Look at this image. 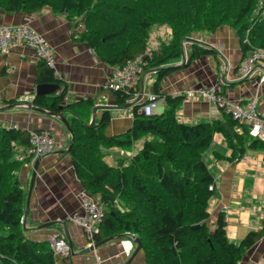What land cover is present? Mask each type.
Listing matches in <instances>:
<instances>
[{
    "label": "trees",
    "instance_id": "obj_1",
    "mask_svg": "<svg viewBox=\"0 0 264 264\" xmlns=\"http://www.w3.org/2000/svg\"><path fill=\"white\" fill-rule=\"evenodd\" d=\"M44 6L81 22L83 30L77 38L110 66L143 56L142 74L154 72L153 92L165 102L161 112L148 116L135 103L130 127L106 135L108 112L93 119L91 126L82 118L93 106L92 99L63 103L64 86L34 96L36 106L70 113L66 120L73 141L68 152L76 177L103 211L91 240L136 234L144 264H237L264 236V220L261 228L249 230L237 242L227 238L222 213L210 229L209 202L215 193L209 185L214 178L203 154L214 135L221 133L231 153L218 155L214 150V156L236 160L246 148L254 147L263 149L264 160V138L252 135L246 124L238 125L219 106L221 119L184 123L176 112L185 95L161 94L158 87L166 75L196 59H217L214 48L197 41L189 43L185 55L184 41L191 36L201 38L229 26L237 36L242 58L255 47L264 48V0H0L5 12L31 14ZM152 27L166 29V35L157 36V49L149 48ZM180 59V65L174 64ZM36 82L61 83L54 68L42 59H38ZM139 89L140 83L136 90L122 88L113 93L117 103L124 104ZM29 147V131L0 126V264H56L48 241L27 238L22 226L26 191L17 172L30 156L19 160L17 155ZM110 148L118 149L114 164L104 160Z\"/></svg>",
    "mask_w": 264,
    "mask_h": 264
},
{
    "label": "crops",
    "instance_id": "obj_2",
    "mask_svg": "<svg viewBox=\"0 0 264 264\" xmlns=\"http://www.w3.org/2000/svg\"><path fill=\"white\" fill-rule=\"evenodd\" d=\"M0 23L27 24L46 39L53 54L55 76L61 81L55 91L61 90L63 86L66 89L63 103L90 98L93 105L112 106L111 109H97L94 115L90 109L88 115L82 116L88 124L92 117L97 120L104 111L108 112L110 119L104 128L106 135L118 134L128 129L133 115L134 104L131 103L135 101L138 104L136 99L140 98L141 101L147 92L153 91L154 72L147 70L142 74L139 93L124 104H118L113 90L106 86L113 66L102 61L93 48L77 38L83 25L76 20H70L66 12L54 11L49 6L31 14L5 12L0 9ZM193 37L214 48L217 59L203 56L188 66L171 72L160 81L158 88L161 94L190 92L189 96L184 94L176 112L177 118L187 124L212 118L221 119L219 107L198 93L199 88L211 85L218 86L224 98L233 104H246L255 100L256 110L264 116V81L258 83L257 78L239 79L236 75L235 67L242 59V53L233 29L222 26L212 34L201 38ZM157 47L150 46L151 49ZM188 48L189 43L185 42V55ZM181 62L182 59L174 64L180 65ZM37 64L38 58L34 51L26 45L14 46L8 52L0 53V126L27 131L49 128L56 143L51 152L40 156L22 225L25 236L32 240L46 241L52 234L64 237L71 244V250L67 256L55 254L56 264H124L135 244L127 254L120 243L126 237L121 236L90 249L85 232L70 219L72 214L80 212L79 194L84 189L76 177L68 152L71 135L67 127L58 117L29 106H35L32 100L37 84ZM158 101L157 113L165 107L163 97L159 96ZM63 115L68 119L70 113ZM222 121L226 122L224 119ZM139 145L140 142L136 147ZM209 148L211 163L210 167L207 166L214 178L215 194L209 202L207 223L213 229L219 213H222L227 238L237 242L249 230H257L263 224V149L248 147L240 159L231 161L214 156V150L218 155L229 156L231 153L221 133L214 135ZM117 150H107L108 155L104 160L114 164ZM124 153L131 154L126 151ZM32 167L24 163L17 172L26 197ZM128 264H144L143 251L140 249ZM237 264H264V236L244 252Z\"/></svg>",
    "mask_w": 264,
    "mask_h": 264
},
{
    "label": "built area",
    "instance_id": "obj_3",
    "mask_svg": "<svg viewBox=\"0 0 264 264\" xmlns=\"http://www.w3.org/2000/svg\"><path fill=\"white\" fill-rule=\"evenodd\" d=\"M192 41L201 42L198 38L193 36L187 39L186 42ZM202 43V42H201ZM18 45H26L30 47L38 59L44 60L49 66L53 67V54L46 39L35 29L27 24H3L0 23V53H6L11 47ZM147 54H150L147 51ZM144 57L137 56L134 59L127 60L125 64L116 65L111 70L106 80V86L112 90L122 88H133L141 82L142 70L144 66ZM236 75L239 79H255L257 82L264 81V48L255 47L243 57L235 67ZM136 91L135 94H138ZM198 93L206 97L209 102L224 108L228 111L231 117L238 123V125L246 124L249 132L252 135L264 138V116L259 114L255 107V100L246 104H233L227 101L220 93L219 87L211 85L205 88H199ZM134 94V95H135ZM189 96L190 92L184 93ZM140 111L143 115H150L155 113L158 108L157 95L153 91L145 94L140 101ZM30 147L26 153L20 152L17 155L19 160L30 156L26 163L33 166L36 158L48 154L55 146V140L49 128L29 131ZM209 189H213V185H209ZM80 212L72 214L70 219L73 223L78 225L85 232L89 240L87 246H92L94 242L91 240L93 233L98 229L99 221L102 217V207L100 204L88 193L81 191L79 194ZM128 238L122 240L125 252L131 250L132 243ZM48 243L55 254L67 255L71 248L64 237L57 234H52L48 237Z\"/></svg>",
    "mask_w": 264,
    "mask_h": 264
},
{
    "label": "water",
    "instance_id": "obj_4",
    "mask_svg": "<svg viewBox=\"0 0 264 264\" xmlns=\"http://www.w3.org/2000/svg\"><path fill=\"white\" fill-rule=\"evenodd\" d=\"M58 86L59 85L57 83H37L35 85V91L34 92H35V95L49 94V93L57 90ZM135 103L136 102L134 101L131 104H135ZM128 105H129V103H128ZM29 106L34 108L35 110H38V111H41L43 113L58 117L65 124V126L67 127V129L71 135V141L69 144V145H71V143L73 141V136L71 133V129L69 127V123L66 120V118L63 116V112H53V111H50V110L43 108V107H40V106H36V105L32 106L31 104H29ZM111 107L112 106H106V105H102V106L93 105L91 108V113H92V115H94L97 109H111ZM92 120H93V117H92L91 121L87 124L88 126L92 125ZM223 126L225 127V129H228L227 122H223ZM39 159H40V157L36 158V160L33 164V167H32V173H31V178H30V183H29V188H28V193H27L26 203H25V209H24L23 216H22V225L24 223V219H25V216L27 213V208H28V204H29V195H30V191L32 189L33 183H34V178H35V175L37 172ZM121 236L126 237L129 240H131L133 243H135V247H134L133 252L130 254L129 258L124 263V264H128L131 261V259L135 256V254L141 249V242H140V239L138 238V236L136 234L129 233V232L114 234V235L106 237V238H104L98 242H95L92 246H90V249H94V248L100 246L101 244L105 243L106 241H108L114 237H121ZM69 245H71V244L69 243Z\"/></svg>",
    "mask_w": 264,
    "mask_h": 264
},
{
    "label": "rangeland",
    "instance_id": "obj_5",
    "mask_svg": "<svg viewBox=\"0 0 264 264\" xmlns=\"http://www.w3.org/2000/svg\"><path fill=\"white\" fill-rule=\"evenodd\" d=\"M263 15H264V8H263V10H262V12H261ZM153 29H150V37H149V41H148V43H149V48H150V46H152V47H155V45H156V47H157V44H158V41H157V36H163V35H166V29L165 28H156V27H152ZM192 37V36H191ZM157 42V43H156ZM186 42V40L184 41V43ZM153 78H155V76L153 75ZM150 79H152V77H150ZM158 108H159V106H158ZM158 108H156V110H155V112L158 110ZM210 150H211V148H208L205 152H204V154H203V158H204V160H205V162H206V164L209 166L210 165V158H209V156L211 155L210 154ZM210 167V166H209ZM212 185V184H211ZM214 187V186H213ZM100 204V203H99ZM101 206V205H100ZM102 207V206H101ZM126 239V238H125ZM125 239H121L120 240V243H121V245H122V247H123V249H124V251H125V248H124V246H123V244H122V240H125ZM131 243H132V245L133 244H135V243H133L132 241H130ZM130 252V251H129ZM128 252V253H129ZM69 254V253H68ZM67 254V255H68ZM67 255H65V256H67Z\"/></svg>",
    "mask_w": 264,
    "mask_h": 264
}]
</instances>
